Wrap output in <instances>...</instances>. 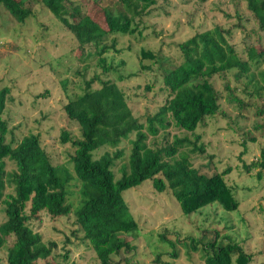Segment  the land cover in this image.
Wrapping results in <instances>:
<instances>
[{"label": "trees", "instance_id": "16d2710c", "mask_svg": "<svg viewBox=\"0 0 264 264\" xmlns=\"http://www.w3.org/2000/svg\"><path fill=\"white\" fill-rule=\"evenodd\" d=\"M242 1L256 25L255 30L245 32L248 38L243 39L245 55L228 40L226 33L230 29L225 31L219 24L177 43L178 62L161 57L151 49H140L141 59H152L159 64L166 90L163 103L153 115H147L145 121L132 114L123 91L111 79L101 81L97 88L90 87L93 82L90 79L82 93L69 98L63 111L75 122L79 134L73 135L69 129H62L59 141L70 145L69 162L73 174L66 166L53 162L38 133L29 132L15 144L7 141L9 128L2 114L10 88L6 85L0 88V201L4 213V219L0 221V248L8 243L4 264H36L39 259L44 260L43 264H51L49 258L55 243L44 242L41 234L29 225L31 219L40 218L41 212L51 217L73 212L76 225L73 232L80 233L81 242L95 252L98 264H131L127 256L119 255L123 251L133 252L134 244L121 235L135 231L138 226L123 191L144 179H150L155 191L169 190L185 214L212 202L227 210L238 207L239 200L223 177L229 168L208 171V163L195 167L191 154H202L205 150L204 144L197 142L200 135L194 133L196 127L220 111L221 97L214 83L216 77L230 93V82H233L234 88H242L244 92L250 85L253 91L247 93L249 95H264V67H261L264 65L261 43L264 40V0ZM27 2L0 0V4L21 23L32 16ZM41 2L72 34L81 50L91 46V54L106 72L115 70L105 55L110 50H118L115 35L135 32L140 35L135 18L149 13L157 0H118L117 4L123 10L105 6L97 17L87 10V4L77 0ZM162 10L163 15L158 16L170 15L169 10ZM251 38L258 43H250ZM146 66L142 63V68ZM118 78H122L121 74ZM65 84L63 81V86ZM239 103L242 107L251 104L241 99ZM262 112L263 109L258 108L255 114ZM170 125L194 134V139L188 135H174L170 142L164 136V144H159L155 138L148 142L149 136L156 137L160 130H166ZM255 126L260 127L259 124ZM131 133L134 137L129 136ZM125 139L130 140L131 146L121 175L115 177L113 165L124 153L117 146ZM102 147L114 150H105L95 156ZM7 160L13 164L12 169L6 168ZM253 166L264 170V156L250 165L244 164L248 170ZM257 176H261L260 170ZM72 185L77 187L79 195L75 208L70 198ZM160 238L172 247L182 242L186 247L200 250L205 264H249L252 259V254L241 242L226 236L220 239L219 231H215L213 239L202 235L198 238L188 236L184 239L187 241H181L169 239L166 233H161ZM169 256L177 257L176 247ZM160 257V254L156 255L155 264H171Z\"/></svg>", "mask_w": 264, "mask_h": 264}, {"label": "rangeland", "instance_id": "374dc122", "mask_svg": "<svg viewBox=\"0 0 264 264\" xmlns=\"http://www.w3.org/2000/svg\"><path fill=\"white\" fill-rule=\"evenodd\" d=\"M77 1L87 4V10L96 17L101 15L105 6L123 10L117 4L118 0ZM89 1L92 2L87 3ZM27 6L32 9V16L21 23L0 4V88L4 85L10 88L2 114L9 128L6 139L15 144L29 132L38 133L53 162L66 166L69 171L71 148L68 143H60L59 135L62 129H69L73 135H78L79 131L75 122L67 118L63 105L69 98L83 92L86 81L93 79L92 88L100 87L101 81L107 79L115 81L123 91L132 114L145 121L147 115H153L163 103L166 90L159 64L152 59H141V48L151 49L161 57L178 62L180 51L177 43L219 24L225 31L230 29L226 33L228 40L239 53L245 55L243 39L248 40L245 32L256 28L242 0H157L149 13L135 18L140 35L138 32L115 35V48L118 50L105 53L115 70L104 72L97 58L91 54V46L81 50L72 34L41 0H28ZM161 7L170 11L168 17L158 16L163 15ZM237 14L241 17L238 18ZM108 42L111 43V40ZM249 42L258 43L253 38ZM261 43L264 46V40ZM142 63L147 65L146 68H142ZM119 74L122 78H118ZM215 79L221 97L220 111L206 118L194 130L200 135L198 144L203 143L205 150L202 154L192 153L191 160L195 167L208 163V171L229 168L223 177L232 186L239 205L227 210L212 202L185 214L171 192L155 191L150 179L125 189L123 195L138 227L121 235L135 248L133 252L123 251L119 256H127L131 264H155L157 254L171 264H205L200 250L186 247L182 242L175 244L177 257L172 258L169 253L174 247L162 240L160 234L166 233L169 239L187 241L184 239L188 236L198 238L204 235L213 239L215 231H219L220 239L226 236L241 242L252 254L249 264H264V170L259 166L249 170L244 167V164L250 165L264 156V95H249L247 93L253 91L250 85L244 92L242 88H234L233 82H230V93L223 89L217 77ZM63 81H66L65 86ZM240 99L251 104L242 107ZM258 108L263 109L261 114H255ZM174 135H188L194 139V134L170 125L166 130H160L156 137L149 136L148 142L155 138L159 144H164V136L170 142ZM129 136L134 137V134ZM130 146L129 139L117 146L124 153L113 165L115 177L121 175ZM105 150L114 149L102 147L94 155ZM6 168H13L9 160ZM259 170L260 177L257 176ZM74 182L77 183L76 180ZM77 193V187L72 185L70 198L73 208L79 200ZM2 209L0 201V221L4 219ZM74 219L73 212L61 217L41 212L40 218L31 219L29 225L41 234L44 242L55 243L49 258L51 264L70 261L75 264H98L95 252L81 242L80 233L73 232L76 229ZM7 246L8 243L0 248V264L5 262ZM43 263L42 259L36 262Z\"/></svg>", "mask_w": 264, "mask_h": 264}]
</instances>
